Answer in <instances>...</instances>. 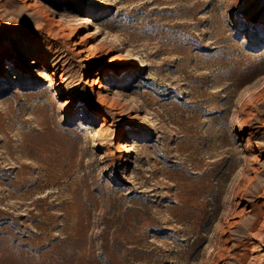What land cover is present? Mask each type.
I'll return each mask as SVG.
<instances>
[{
  "label": "rangeland",
  "instance_id": "1",
  "mask_svg": "<svg viewBox=\"0 0 264 264\" xmlns=\"http://www.w3.org/2000/svg\"><path fill=\"white\" fill-rule=\"evenodd\" d=\"M0 264H264V0H0Z\"/></svg>",
  "mask_w": 264,
  "mask_h": 264
},
{
  "label": "bare ground",
  "instance_id": "2",
  "mask_svg": "<svg viewBox=\"0 0 264 264\" xmlns=\"http://www.w3.org/2000/svg\"><path fill=\"white\" fill-rule=\"evenodd\" d=\"M99 11H102V9L101 10H99ZM52 24H53V26H54V24L55 23H53L52 22ZM56 25V24H55ZM258 26V25H257ZM257 29H259V27H257ZM79 53H83V51H79ZM31 66L32 67H38V68H44L43 70H45L46 69V71L44 72V80H50V81H48V82H51V80H57L58 78H60V77H57V75H56V71H55V69L53 68V64H51V67H46V65H45V63H44V61L43 60H33L32 62H31ZM146 66L144 65V63L143 62H139L138 64H137V66H136V68H138V69H142V68H145ZM3 70L5 71L6 70V65H5V67L3 68ZM33 70V69H32ZM34 71H36V70H34ZM41 74V73H40ZM41 76V75H40ZM53 82V81H52ZM104 88V85L102 84V86L101 87H99V90H102ZM75 89H76V87L75 86H72V87H68V90L70 91V92H74L75 91ZM98 90V91H99ZM100 92V91H99ZM101 93V92H100ZM97 95V94H96ZM98 95H99V97H100V101L101 102H105L106 101V97L105 96H102L101 94H99L98 93ZM104 95V94H103Z\"/></svg>",
  "mask_w": 264,
  "mask_h": 264
}]
</instances>
